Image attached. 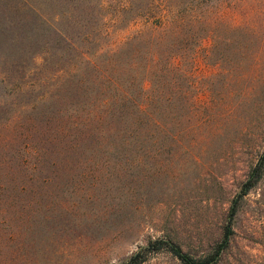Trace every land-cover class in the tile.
Wrapping results in <instances>:
<instances>
[{"label": "rangeland", "instance_id": "obj_1", "mask_svg": "<svg viewBox=\"0 0 264 264\" xmlns=\"http://www.w3.org/2000/svg\"><path fill=\"white\" fill-rule=\"evenodd\" d=\"M156 48L160 124L125 141L112 101ZM263 148L264 0H0V264L204 256ZM230 225L209 264H264V164Z\"/></svg>", "mask_w": 264, "mask_h": 264}, {"label": "trees", "instance_id": "obj_2", "mask_svg": "<svg viewBox=\"0 0 264 264\" xmlns=\"http://www.w3.org/2000/svg\"><path fill=\"white\" fill-rule=\"evenodd\" d=\"M190 21L191 19H189L188 17L179 15L164 18L160 20L158 24L159 26H161V30L163 31L159 32V34H156L153 37H149L148 40L144 39V43L146 41L148 44L150 43V45H158L160 42V38L162 37L164 32L168 31L173 34H177L182 28H184L185 24H189ZM181 37L183 38L185 36H175L174 39L179 40L182 39ZM144 49H148V46ZM156 50L157 48L152 51L153 54L149 57V60L145 58L144 64H140V67L142 65L144 72L147 74L149 73V77L147 78L146 76H144L140 81L137 82L136 77L138 70H136V68H133V66L131 65L130 70L132 74L130 75V81L126 85V88H130L132 86L131 88L135 91L130 92L127 95L122 94L120 97L114 98L112 101V106L115 108L116 116L119 120L118 123H120L121 121V124H119L121 125L120 132L122 133V139L125 141L145 139L148 129H155L160 124L159 90L162 85V80L160 77L161 69L165 65L170 66L171 55L164 58V60H161V58L154 57V52ZM147 79L149 85L145 86L144 81ZM263 164L264 148L255 164L249 169L246 178L241 182L239 191L236 193V196L229 204L227 220L223 226L221 239L212 252H209L208 254L201 257H193L181 250V248L175 242L167 239L156 238L149 241L147 245L140 247L134 252H131L126 258L125 262L122 264H138L144 259L145 255L143 253L145 249H149V251H152L160 247L166 248L185 264H209L216 261V259L220 255L222 248H224L228 244L230 235L232 233L230 221L233 214L235 213L238 199L248 191V189L253 185L256 179L260 176Z\"/></svg>", "mask_w": 264, "mask_h": 264}]
</instances>
